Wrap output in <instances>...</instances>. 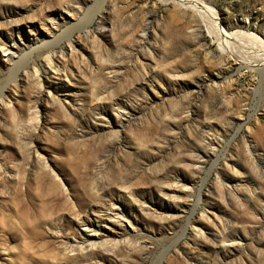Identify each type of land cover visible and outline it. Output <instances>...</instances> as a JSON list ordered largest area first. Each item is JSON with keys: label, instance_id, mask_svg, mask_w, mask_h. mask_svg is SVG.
Masks as SVG:
<instances>
[{"label": "rangeland", "instance_id": "1", "mask_svg": "<svg viewBox=\"0 0 264 264\" xmlns=\"http://www.w3.org/2000/svg\"><path fill=\"white\" fill-rule=\"evenodd\" d=\"M44 1L0 0V42L15 23L47 33L39 10L50 7L62 15L48 39L71 26L83 54L60 55L61 37L54 57L69 77L45 76L43 49L27 54L39 39L13 46L12 61L0 45L10 101L0 102V264H264V70L227 61L207 26L172 3ZM199 1L228 32L264 40V0ZM32 65L42 93L57 96L38 103V126ZM164 184L176 192L163 195ZM86 217L113 238L86 230ZM84 236L94 246L80 249Z\"/></svg>", "mask_w": 264, "mask_h": 264}, {"label": "bare ground", "instance_id": "2", "mask_svg": "<svg viewBox=\"0 0 264 264\" xmlns=\"http://www.w3.org/2000/svg\"><path fill=\"white\" fill-rule=\"evenodd\" d=\"M159 1L163 2V3H165V2L172 3L174 6H176L178 8L192 11L197 16L198 21L207 26V28L209 29L208 31H209L210 35L218 43V47L221 50V52L224 54H227V56H226L227 61L236 62L238 64L237 65L238 67H244L247 70H252V71L253 70H262L263 71L264 70V40L262 38H260L258 35H256L255 33L250 32V31L245 32V31H240V30L228 32V30H226L225 28H223L219 25L218 19L215 17V15L212 13V11H210V9L208 7H206L199 0H159ZM83 2H84V0H83ZM74 5L76 6V9L72 7L73 10H77L81 6L80 4H78L76 2ZM64 8L66 9L68 7H64ZM70 8H71V6H70ZM39 14L47 17L46 21L49 23L45 24L46 30L48 32H51L52 26L54 24L53 22L55 21L54 18H56V16L62 15V12H60L58 9L49 7V8H46L44 10H43V8L40 9ZM29 29H30V32L33 33L32 37H31L30 33H29V37H28L27 34L24 32V30L17 23H15V25H13L9 28V35L6 38H3L0 42V45L2 48L1 54L3 55L4 60H6V61H12L13 60L14 54H16V50L14 48H12L13 46H16V49H17V47H19V43L20 42L22 43L24 39H28V42H33V44H36V41H38V40H35V38H36V39H39L40 43L38 45H34L35 47L33 46V48H31L27 54L28 55L31 54L34 49H38V48L43 49V52H41V53L44 54L42 60H43V66L45 67V70L44 71L41 70L43 72L42 74H45V76H46V74L52 73V71H50V70H54L58 74H59V72L62 73L63 77L68 76V74L65 71V68L61 67V65L58 63V60L55 59L53 49H54V45L58 44L59 40H61V37H66L68 39V46L60 49V55H63L64 53H69L70 56H72L75 51H78L81 54H83L82 53L83 52L82 46H81L80 42L76 41V40H72L71 35L68 32L72 29V27L71 26L68 27L65 31H63L61 34H59L58 37L53 38V39H48V32L45 30L47 33H42L40 30L41 28L40 27L38 28L36 25H31V26L29 25ZM142 30H143V35L146 36L145 41L149 40L150 38L148 37V35L150 33L147 32L146 29H142ZM90 36H92L93 39L96 38L95 33L91 34ZM153 36H154V34L152 35V38H153ZM153 42H154V40H153ZM74 43H76V44H74ZM240 56H244L246 58V60H241L240 58H238ZM133 57L135 60L134 62L137 63V68H139V69L141 68V70L143 71L144 68L146 67V61H144L142 59L140 54H134ZM30 70H31V73L33 74V76L35 77V81L39 87L38 96L33 99V103L30 107V108H32V113H31L33 115L32 118L35 121L36 126H38L39 125V115H38L39 114V110H38L39 106H38V103L41 102V100H44L45 102L46 101L53 102L57 96L55 97V94L51 93L50 90L46 93H42L41 88H42L43 82H42L40 75H39V73H40L39 69L36 66L32 65ZM24 74L26 76L28 73L25 71ZM114 76L111 75V78H114ZM16 77H17V74L13 75L12 79L16 80ZM107 78L108 77H106V81H105L106 85L109 83V81H111V80H107ZM115 78H116V76H115ZM212 79H214V78H212ZM96 85L93 84L92 85L93 87L91 89V91L94 90V91H92V93H94V95H95V93L97 94L96 90L100 89V86H99V88H97V86L99 84L97 86ZM99 91H101V90H99ZM101 94H103V93H101ZM0 102L2 104H6V105L10 104V101L5 99L3 93H0ZM122 108H124V107H122ZM94 114L99 115L101 118H103L105 120L104 122L108 124L109 118H108L106 112L99 110L98 112H95ZM35 129H37V128L35 127ZM31 145L32 144L30 141V146ZM28 149L32 150V152H33V154L37 160H41V153L39 152L38 148H36V146L29 147ZM114 161H115V158H114ZM42 162L46 168H48L50 171L51 170L53 171L52 167L45 161V158H44V161H42ZM158 190L163 195H166V196H169L170 194L176 192L174 190V188H172L166 184L160 185L158 187ZM126 192L131 197L135 198L131 189H128ZM111 204H115V203H111ZM179 207H181V206H179ZM93 211H95V210H93ZM114 214H121V211L115 212ZM212 221L214 222V225L221 230V228H222L221 223L219 221H217V222L214 220H212ZM82 223L85 226L86 230H89L91 232L93 231V232L102 233L101 235H104V237L102 236L104 238L103 240L110 241L109 238L112 239L114 236V234H112L110 231L104 230V228L110 227V225L108 223H106L105 221L98 222L94 219L86 217V218L82 219ZM111 228H113V227H111ZM200 237H201V234H200ZM95 241H96V238H94V237L84 236V240L81 241V243L79 244V247H80V249H83V248H85L84 245H86V244H89V246H94Z\"/></svg>", "mask_w": 264, "mask_h": 264}]
</instances>
